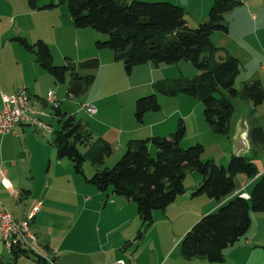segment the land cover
<instances>
[{"label":"crops","instance_id":"1","mask_svg":"<svg viewBox=\"0 0 264 264\" xmlns=\"http://www.w3.org/2000/svg\"><path fill=\"white\" fill-rule=\"evenodd\" d=\"M198 1L203 3V8L210 6L212 2V0ZM9 2L15 5V9L9 7L11 6ZM0 4L9 7L6 11L9 13L8 16H0V110L2 95L25 90L31 110L40 112L47 106L45 101L47 94L52 92L60 111L67 115H74L80 111L79 114L86 116L85 121L81 122L87 125L93 138L100 139L109 145L111 153L104 158L101 168L109 167L112 162L117 161L126 150V144L131 140L165 137L178 127L179 121L183 122L186 132V121L193 118V115L196 128L198 124L202 128V123H198L199 104L190 102L189 99L192 98L182 95L167 98L164 96L165 100L162 102L164 106H169L168 111L160 103V109L157 112L146 113L138 121L134 116V100L142 93L134 91V88L125 91L124 98L120 97L119 92L101 94L102 88H107L114 83L112 78H108L110 69L113 67L118 69V62L115 61L113 53L108 50L96 53L87 50L80 57V62L91 58L90 56L98 58L99 67L93 72V83L85 90L82 85V91L79 94L85 92L82 95L84 102L82 105H92L96 112L88 115L85 110L81 112L80 108H77L75 113H72L71 106L74 105L65 101L70 96H74L69 92V86L73 82L70 76L66 75L61 84L56 83L16 40L19 37L25 38L28 43L43 40L44 38L39 39L41 35L38 33L42 26V23H39V15L46 13V10H29L23 0H0ZM17 5L21 9H18ZM203 8L201 12L202 10L205 12L206 9ZM59 19L64 22L69 31L76 33L67 12L59 16ZM206 19L207 16L202 14L201 21ZM227 27V34H229L230 25ZM31 38L36 40L33 41ZM213 38L214 35L211 36L212 43L219 47ZM43 41L51 52V46L56 41L54 39ZM225 48L223 50L235 57L243 54L240 48L236 49L237 51L230 50L229 47ZM63 59L66 61L67 58ZM142 71L145 73V78H148L144 83L145 87L152 86L157 80L167 79L161 73L162 66L157 68L151 63L134 67L127 75H139ZM261 74H264L262 65L252 76H246L243 82H251L252 78H256L264 89V76ZM111 98H116L112 108L108 105V99ZM236 100L243 105L234 104L235 109L229 126L230 146H227L228 150L223 156V162L230 159L232 151L233 154L250 159L260 174L264 171V145L252 149L248 133L256 126L264 131V108L262 110L264 103L252 112L251 103ZM66 103L69 105L63 106ZM47 113L48 116H44L46 120L43 117L41 119L48 126V130L36 129L29 125H16L13 130L17 132V135L6 134L0 137V209L11 213L16 220H22L28 218L34 207L38 208L30 221V228L37 237L38 257L42 255L45 260L38 261L36 256L29 255L19 256L12 262L9 255H4L7 258L3 256L0 264H52L53 262L54 264H113L119 260L124 261L125 264H249L252 258L264 264V213L250 214L251 224L246 236L225 249L224 260L221 263H211L204 259L186 261L181 258L179 251L181 238L203 215L215 211L221 204L235 196L248 199L256 177L248 179L244 175H238L235 178V190L224 199L217 201L206 196L191 197L192 191L201 183L202 178L195 172H188L184 179L183 194L179 195L165 210L155 211L151 227L141 232L140 220L132 202L114 196L110 190L99 192L95 187V190H92L91 184L86 181L88 177L85 172V177L75 174L70 161L57 157L52 142L49 141L51 136L54 138L53 132L59 128V125L52 110ZM257 119L260 120L257 121ZM30 140L34 141L35 146H29ZM182 147L185 148V146ZM149 151L152 155L155 154L153 147H150ZM44 164H46L45 172L38 174L36 170ZM34 165L36 170H33ZM84 194H90L92 197L84 196ZM94 197L99 203H104L103 209L108 206V211L120 220L122 226L116 224L112 231L105 230L101 233L99 218L102 216L99 214L98 203H93ZM59 207L67 208L66 211L70 210L72 217L64 218L61 223L58 221L55 224L54 218L61 219L57 214ZM92 212L99 217L95 222L97 229H94L90 220L82 217ZM119 226L120 232L117 231ZM131 226L133 229H130ZM66 227L72 228L75 233L66 236L62 231V228ZM116 232H118L117 235ZM138 232H141L136 237L140 241V245L136 247L139 249L126 258L120 251V245L125 242L131 246ZM141 240L146 241L141 243ZM144 253L152 259L156 258L150 262L151 259L143 255Z\"/></svg>","mask_w":264,"mask_h":264},{"label":"trees","instance_id":"2","mask_svg":"<svg viewBox=\"0 0 264 264\" xmlns=\"http://www.w3.org/2000/svg\"><path fill=\"white\" fill-rule=\"evenodd\" d=\"M29 10H49L59 5L67 6V14L75 29L90 28L105 35L96 41L98 51H112L114 59L121 62L127 74L134 67L151 63L155 67L174 65L180 61L191 63L197 74L191 78L159 80L153 89L165 97L182 95L202 104L203 118L210 130L217 135H228L236 99L252 105V112L264 103V89L259 81L244 82L237 90L235 79L240 72V60L215 46L211 36L215 32L227 34L224 15L241 4L236 0H212L207 21L189 28L185 10L169 1L157 0H23ZM38 66L56 83L66 75L71 81L80 82L84 90L94 81L93 72L98 60L89 58L70 72L67 65L53 62L50 49L43 40L34 43L16 38ZM221 57V59H218ZM69 61V59H66ZM76 70L85 72L80 75ZM59 128L53 132L57 157L71 162L75 174L85 177L84 162L94 168L86 179L99 192H110L134 203L141 228L146 230L153 223V213L163 211L183 194L184 179L188 172L202 178L191 197L206 196L217 201L224 199L236 188L235 178L244 175L255 178L249 198L235 196L221 204L215 211L203 215L180 240L183 260L204 259L221 263L224 251L243 239L250 227L252 212L264 213V171L259 174L250 159L232 154L226 165L217 166L213 161H202L204 148L200 144L182 147L185 126L179 121L177 130L165 137L131 140L124 154L112 168L101 169L109 156V145L94 139L87 125L74 115L50 105ZM160 109L156 95L139 98L135 102V118ZM252 149L264 145V131L256 126L249 130ZM153 147L152 155L149 148ZM81 149H86L85 154ZM259 174V176H257ZM264 248V246H263ZM34 255L25 249L12 250L8 257L15 261L19 256Z\"/></svg>","mask_w":264,"mask_h":264},{"label":"rangeland","instance_id":"3","mask_svg":"<svg viewBox=\"0 0 264 264\" xmlns=\"http://www.w3.org/2000/svg\"><path fill=\"white\" fill-rule=\"evenodd\" d=\"M157 1H169L179 7H182L185 10V13H186L185 18H186L187 25L189 28H195L199 24L207 21V19L201 21V17H202V14H204V16H208V11L211 6L210 5L208 7L206 6L203 8V3L201 4L198 0H157ZM236 1L241 2V4H239L233 10L227 12L224 15V24L226 26L230 25V28H229L230 33L224 34L220 32H215L213 33L214 35L213 41H216L219 47H222L223 49H226L225 47H229L230 50L233 49V51H237L236 49L240 48V50L243 51V54H240V56H237L241 62L240 72L237 75L235 79V83H234V87L237 90H239L241 88L242 83H244L243 81L246 79V76H252L253 73H255L261 65L264 67V0H245L246 2L244 0H236ZM9 4L11 5L9 6L11 9H15L14 4L10 2ZM9 7H4V6H1L0 4V16L7 17L9 13H6V11ZM17 8L21 9L20 7H18V5H17ZM22 8H24L23 5H22ZM202 8L206 9L205 12H203V10L201 12ZM45 12L46 13H42L41 15H39V20H40L39 23H42L40 30H38V33L41 35V38L39 39H42V38L54 39L56 41V43L54 45L52 44L53 46H51V52H52L51 56L53 58V62L55 65L64 66L68 63H73L75 65H78L80 63L79 59L80 57H82L84 51L88 50L93 53L98 52V50H96L95 48V42L103 41L102 39L105 38V35L97 33L90 28L76 29L75 34L69 31L67 29V26L64 24V22L62 20L59 21L60 20L59 16L67 12L66 5H59L53 9L46 10ZM31 39H33V41L36 40V38H31ZM64 57L69 59V61H64L63 59ZM90 57L96 58L98 60L96 56H90ZM117 66H118V69L113 67L110 69V72L108 73L109 75L108 78H112L114 83L108 86L107 88L106 87L104 89L102 88V90H100L101 94L107 95V94L119 92L120 97L124 98L126 96L125 91L135 88L134 91H138L142 93V95L138 96L134 100L135 102L139 98H143V97L154 94L157 97L158 103L159 104L161 103V106H163V108L166 109V111H168L167 109L169 108V106H164V103L162 102V100H165L164 95L155 91L152 87L153 85L152 86L149 85L148 87L144 86V83L146 82V80H148V78H145V73L143 71L139 75L133 74L129 76L125 72L124 66L121 62H118ZM163 66H162L163 71H161V73H163V75L167 77V79H170V80L176 79L180 77L181 75L184 77L191 78L197 74L196 69L191 65V63L185 62V61H180L179 63L174 64V65H163ZM69 71L72 72L74 70H69ZM76 72H78L80 75L85 74V72H81L79 70H76ZM261 75L264 76V74H261ZM252 79L253 80L251 81L257 80L256 78H252ZM84 93L85 92H83L79 96H72V97L70 96V98H67L65 100L66 102L72 103L74 105L73 107L70 105L72 113H75L77 108H80L82 112L83 109H81L82 108L81 106H82V103H84L82 100V95H84ZM115 99L116 98L108 99V105L111 108H112V105ZM189 100H191L190 102H198L199 104L198 111H197L198 123L199 122L202 123V128H200L201 126L199 124H198V127L196 128L194 115H193V118L188 119L186 121L187 131L185 132L184 138L181 141V146H185V148H187V147L194 146L196 144H200L204 148V152L201 156L202 161L210 160V161H213V163L217 166L226 165L229 159L227 160V162L225 161L223 162V156H225V153H227V150H228L227 146H230V143H229L230 133L228 135L214 134L210 130L207 123L204 121L202 104L198 100L193 99V98ZM68 103L64 104L63 106L69 105ZM233 103L236 104V106L243 105L242 102H239L237 100H234ZM263 108L264 107H262V110ZM42 111L46 114L45 117H47L48 116L47 112L51 111L50 105L47 104V106L44 107ZM79 112L80 111H77L74 114L76 119L80 121L82 120L85 121L86 116H84V114L82 113L79 114ZM199 113H201V115H199ZM258 120L260 119H257V121ZM176 130L177 128H175L173 131L169 133H174ZM20 139H22V135H20ZM53 139L54 138L51 136V139L49 142H52ZM29 146H35L34 141L30 140ZM81 152L85 154L86 149H81ZM232 154L233 153L231 151V156ZM115 163L116 161L112 162L108 168H112ZM35 167L36 166L34 165L33 170H36ZM45 170H46V164L38 167L36 171L38 172V174H40V173H44ZM83 170L88 178L92 175L93 167L91 166L89 161L84 162ZM90 188H92V190H95L94 187H92V185ZM84 196L92 197V195L90 194H84ZM93 201H94L93 202L94 204L96 202L98 203L97 207L99 209V214H101L102 217L99 218L97 216L98 214H95L93 212L90 214L82 215V217H85L88 220H90L91 225H94L93 226L94 229H97L98 227L95 225L97 218H99L100 220L101 226L99 225V227L101 229V233L105 232V230L112 231V229H115L116 224L122 226V224H120V220L108 211L107 209L108 206L105 209H103L104 203L102 204L99 203L95 197L93 198ZM58 209L59 210L57 214L59 215V217H61V219L57 220L58 218H54L55 221L54 220L53 221L55 224L58 221L59 223H61L62 220H64V218L66 219L67 217H70V216L72 217V215H70L71 211L70 210L66 211L67 208L59 207ZM124 219H127V218H124ZM54 226L56 227V225ZM62 229H63L62 230L63 233H65L66 236L73 235L75 233L73 232V229L72 228L70 229L69 227L62 228ZM130 229H133V226H131ZM120 230H121V227L117 231L120 232ZM143 231L144 229L141 230V232ZM90 232L93 234L92 230H90ZM141 232H138V234L134 236L135 240H133L131 246H128V244L125 242H123L120 245V249H121L120 251L122 252L123 256H125L126 258L130 257L131 255H133L134 252L138 251L139 248L137 249L136 247L140 245V241L136 239V237H138L141 234ZM115 234L117 235L118 232H116ZM145 241L146 240H143V241L141 240V243ZM143 255L148 256L151 259L150 262H153L154 258H156L154 257L152 259L146 253H144ZM4 257L7 258L6 256ZM40 259L42 260V258ZM249 264H260V262L256 258H252Z\"/></svg>","mask_w":264,"mask_h":264},{"label":"built area","instance_id":"4","mask_svg":"<svg viewBox=\"0 0 264 264\" xmlns=\"http://www.w3.org/2000/svg\"><path fill=\"white\" fill-rule=\"evenodd\" d=\"M2 109L0 110V136L6 134L17 135L14 131L16 125H29L36 129L48 130V126L42 121L46 116L43 111L34 112L29 106V97L25 90H18L13 94L2 95ZM46 103L55 106L54 95L49 92L45 99ZM83 110L88 115H93L96 109L92 105H82ZM38 208L34 207L28 218L16 220L13 215L0 209V262L3 258L4 238L12 237L14 239V250L19 249V237H26L28 245L35 246V253H38V245H34L31 232L28 230V221H31ZM40 258H45L40 255ZM54 264V263H52ZM113 264H125L122 260Z\"/></svg>","mask_w":264,"mask_h":264},{"label":"bare ground","instance_id":"5","mask_svg":"<svg viewBox=\"0 0 264 264\" xmlns=\"http://www.w3.org/2000/svg\"><path fill=\"white\" fill-rule=\"evenodd\" d=\"M28 230L31 232V235L34 240V245L37 244V237L36 235L32 232L30 228V221H28ZM19 248L25 249L29 252H32L33 254L38 255V253H35V246L33 245H28V241L26 240V237H19ZM12 250H14V239L12 237H5L4 238V248H3V254L4 255H9Z\"/></svg>","mask_w":264,"mask_h":264},{"label":"water","instance_id":"6","mask_svg":"<svg viewBox=\"0 0 264 264\" xmlns=\"http://www.w3.org/2000/svg\"><path fill=\"white\" fill-rule=\"evenodd\" d=\"M218 59H221V57H218ZM69 70H74L76 68V65L73 63L66 64ZM82 91V84L77 81H73L69 86V92L74 95L78 96ZM238 155V154H236Z\"/></svg>","mask_w":264,"mask_h":264}]
</instances>
